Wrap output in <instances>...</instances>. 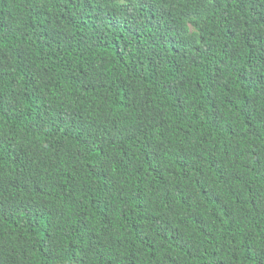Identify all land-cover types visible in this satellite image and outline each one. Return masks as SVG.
<instances>
[{"label":"trees","instance_id":"1","mask_svg":"<svg viewBox=\"0 0 264 264\" xmlns=\"http://www.w3.org/2000/svg\"><path fill=\"white\" fill-rule=\"evenodd\" d=\"M0 264H264V0H0Z\"/></svg>","mask_w":264,"mask_h":264}]
</instances>
